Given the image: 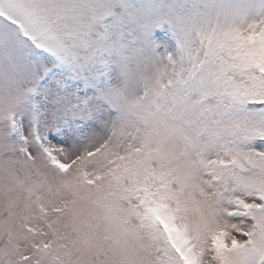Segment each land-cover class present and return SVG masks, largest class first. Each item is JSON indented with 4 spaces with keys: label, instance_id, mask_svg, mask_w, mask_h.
<instances>
[{
    "label": "snow or ice",
    "instance_id": "snow-or-ice-1",
    "mask_svg": "<svg viewBox=\"0 0 264 264\" xmlns=\"http://www.w3.org/2000/svg\"><path fill=\"white\" fill-rule=\"evenodd\" d=\"M0 264H264V0H0Z\"/></svg>",
    "mask_w": 264,
    "mask_h": 264
}]
</instances>
